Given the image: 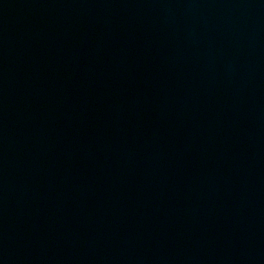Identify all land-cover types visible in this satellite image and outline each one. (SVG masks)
<instances>
[{
  "label": "water",
  "instance_id": "obj_1",
  "mask_svg": "<svg viewBox=\"0 0 264 264\" xmlns=\"http://www.w3.org/2000/svg\"><path fill=\"white\" fill-rule=\"evenodd\" d=\"M117 20L264 71V0H21Z\"/></svg>",
  "mask_w": 264,
  "mask_h": 264
}]
</instances>
